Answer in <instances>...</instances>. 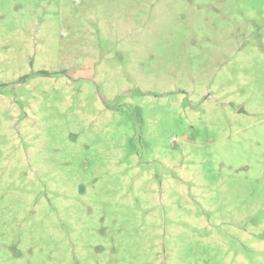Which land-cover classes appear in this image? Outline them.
<instances>
[{
    "label": "rangeland",
    "instance_id": "rangeland-1",
    "mask_svg": "<svg viewBox=\"0 0 264 264\" xmlns=\"http://www.w3.org/2000/svg\"><path fill=\"white\" fill-rule=\"evenodd\" d=\"M0 264H264V0H0Z\"/></svg>",
    "mask_w": 264,
    "mask_h": 264
}]
</instances>
